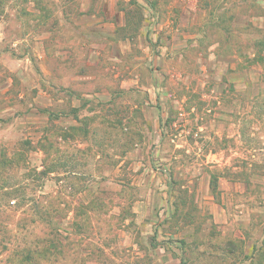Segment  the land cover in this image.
Returning <instances> with one entry per match:
<instances>
[{
  "label": "rangeland",
  "instance_id": "1",
  "mask_svg": "<svg viewBox=\"0 0 264 264\" xmlns=\"http://www.w3.org/2000/svg\"><path fill=\"white\" fill-rule=\"evenodd\" d=\"M168 248L264 263V0H0V264Z\"/></svg>",
  "mask_w": 264,
  "mask_h": 264
},
{
  "label": "crops",
  "instance_id": "2",
  "mask_svg": "<svg viewBox=\"0 0 264 264\" xmlns=\"http://www.w3.org/2000/svg\"><path fill=\"white\" fill-rule=\"evenodd\" d=\"M219 222L220 223H224V225L222 227L223 228L224 227H227L226 229H228L229 228V225H231V222L229 223V222H227L224 219H220ZM241 237H242V239H244L243 248H242V254L243 255L251 254L252 251H253L254 242L253 241H250L251 240L250 237H248V239L247 238L245 239V236L244 235H242ZM230 241H232V240H230ZM163 244L168 245V242H164L161 245H163ZM173 245H176V242H174V244L170 245V246H172V249L176 250L175 246H173ZM161 251H164V248H162ZM165 256H166V258L165 259H162V261L159 260V258L155 257L153 259L154 264H178V257H177V255L174 252H172V250H170L169 248L167 249ZM249 258H253V257H249ZM242 264H245V263H242ZM247 264H248V262H247Z\"/></svg>",
  "mask_w": 264,
  "mask_h": 264
},
{
  "label": "trees",
  "instance_id": "3",
  "mask_svg": "<svg viewBox=\"0 0 264 264\" xmlns=\"http://www.w3.org/2000/svg\"><path fill=\"white\" fill-rule=\"evenodd\" d=\"M260 43V42H259Z\"/></svg>",
  "mask_w": 264,
  "mask_h": 264
}]
</instances>
